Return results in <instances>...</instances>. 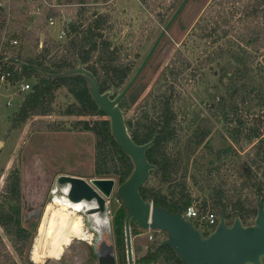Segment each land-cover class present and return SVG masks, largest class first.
Masks as SVG:
<instances>
[{
  "label": "rangeland",
  "instance_id": "rangeland-1",
  "mask_svg": "<svg viewBox=\"0 0 264 264\" xmlns=\"http://www.w3.org/2000/svg\"><path fill=\"white\" fill-rule=\"evenodd\" d=\"M2 1L0 10L8 23V38L21 39L19 45L9 43L3 54L39 60L50 67L56 60L74 56L68 50L74 33L56 39L63 22L77 21L80 29H85L97 16H105L103 38L119 49L117 63L131 67L129 77L115 89L119 92L182 0H86L82 5L69 0L71 4L43 15L32 13V6L24 0ZM259 2L189 0L120 102L132 132L157 122L164 102L170 100L175 136L165 152L173 161L174 171L166 182L151 173L144 186L161 190L170 198L178 197L184 188L192 203L214 210L219 217L223 212L214 199L222 192L228 224L236 217L234 204L240 202L246 209L256 210L255 196L262 198L264 194V155L258 148L264 145V5L259 7ZM51 14L61 18L55 27H48L45 21ZM251 36L259 40L249 43ZM44 48L49 51L44 52ZM6 62L11 67L17 64ZM40 77L34 74L27 79L34 86ZM28 93L21 91L18 82L0 79V205H16L20 226L27 231L25 239H18L14 231L0 224V264H42L34 262L33 253L47 208L50 204L55 210L60 207L52 203L58 195L60 176H79L88 181L102 177L95 172L100 136L92 126L108 116L80 112L79 102L60 86L50 114L30 115L14 126ZM236 118L245 127L258 124L259 136L250 137ZM14 172L20 176L18 201H10L5 195L7 179ZM109 176L116 179V186L106 199V218L84 210L78 213L91 238L74 239L59 259L49 258L43 264H95L89 255L92 238H125V226L117 223L118 219L125 223L126 218L124 203L117 195L120 177ZM254 218L251 213L242 222L249 225ZM134 223L132 220L139 232L132 234L135 244L149 240L151 235L156 239L167 235ZM83 257L87 258L84 262Z\"/></svg>",
  "mask_w": 264,
  "mask_h": 264
},
{
  "label": "trees",
  "instance_id": "trees-1",
  "mask_svg": "<svg viewBox=\"0 0 264 264\" xmlns=\"http://www.w3.org/2000/svg\"><path fill=\"white\" fill-rule=\"evenodd\" d=\"M77 1L79 3L86 2V0ZM262 5H264V0H260L258 6L260 7ZM257 9L253 10V13L257 12ZM106 22L107 19L103 15L97 16V18L85 29H80L81 24L77 21L73 23L70 22L69 35L74 33L75 37H70L68 50H72L74 56L69 59L56 60L53 62V67L46 66L39 60H24L18 57L0 55V61H4L5 64H7V60H10L22 65V74L14 73L12 77L13 82L18 81L22 76L31 78L34 74L41 75L39 81L33 86V89L24 96V101L13 122L14 126L20 122H25L30 115L50 114L53 111L55 92L60 86H65L79 102L80 112L94 115H106L104 112L99 111L97 104L90 94L88 82L84 77L80 75L56 76L46 73L52 72L59 74L67 69L74 68V63L78 62L76 56L78 53V58H80L83 64L98 78L102 91L120 87L128 78L131 67L117 64V50H112V42L109 39L103 38L102 30ZM5 25L6 20L3 18V13L0 10V42ZM255 39L259 40L258 36H251L248 42L250 43V41H254ZM48 51V49L44 48V52ZM95 54H98L96 61L91 63ZM3 68L6 69L7 66L3 65ZM234 94V91L230 93L232 96ZM70 113L73 112L71 111ZM236 119L240 126L245 127L240 118ZM174 120L175 115L171 108L170 100L166 99L160 112V119L157 122H152V125L146 126L143 129L138 128L130 132L133 139L139 144L149 142L155 133H158L155 144L147 152V157L151 163L158 167V169L153 170L151 173L159 174L162 182L169 180L174 171L173 161L170 157L166 156L165 152L166 145L175 136ZM127 125H129V122ZM86 126L89 128L90 124L86 123ZM245 128L249 131L250 137H257L260 134L258 124L246 125ZM92 129L96 130L100 136L96 144L97 160L95 172L102 177L118 175L120 177V182L123 183L131 174L134 166L131 158L121 149L112 136L109 119L97 120L95 125L92 126ZM258 148L264 155V145L260 144ZM20 192L19 173H11L5 185L6 198L10 201H18ZM141 194L144 199L151 200L156 206L165 207L172 213L181 211L185 206L192 203L190 195L184 193V188H181L178 197L173 196L171 198L161 190H155L154 188H148L146 186L141 189ZM261 201L264 204V194L262 195ZM214 204L219 206L224 214L226 213V202H224L222 192H218L215 195ZM123 208L126 213L125 205ZM233 208L236 211V216L242 221L251 213H254V215L256 214V210L246 209L240 202L234 204ZM18 216L19 210L16 205H0V224L14 231L18 239H25L27 231L21 228ZM105 216L106 214L104 217ZM117 223L124 227V222L122 220L118 219ZM107 229L109 230V228Z\"/></svg>",
  "mask_w": 264,
  "mask_h": 264
},
{
  "label": "water",
  "instance_id": "water-1",
  "mask_svg": "<svg viewBox=\"0 0 264 264\" xmlns=\"http://www.w3.org/2000/svg\"><path fill=\"white\" fill-rule=\"evenodd\" d=\"M188 1L180 2L137 72L115 96L114 88L101 91L98 78L80 58L77 67L67 69L56 76L80 75L87 80L90 94L99 111L108 116L112 136L133 162L131 174L117 188V195L128 213L125 221L128 240L131 239V221L134 219L142 228L166 232L167 244L173 247L183 264H264V204L259 196H255L256 214L252 224L244 225L238 216L228 224L225 214L222 213L214 230L203 236L190 221L182 218L180 211L172 213L165 207L156 206L153 201L144 199L141 194V189L151 172L158 169L147 157V152L155 144L158 133H155L147 143H137L130 133L120 102L136 83ZM115 186L114 177H98L88 181L79 176L62 175L57 180L58 195L65 196L75 203L86 200L96 204V208L90 210L88 214L99 211L106 214V199L112 195ZM99 261L100 264H116L113 250L101 255Z\"/></svg>",
  "mask_w": 264,
  "mask_h": 264
},
{
  "label": "flooded vegetation",
  "instance_id": "flooded-vegetation-1",
  "mask_svg": "<svg viewBox=\"0 0 264 264\" xmlns=\"http://www.w3.org/2000/svg\"><path fill=\"white\" fill-rule=\"evenodd\" d=\"M82 4H84V3H82ZM111 49L117 50V55L119 58V49L116 47H112ZM76 56H77V60H78V53L76 54ZM146 56H145V58H146ZM145 58L143 59V61L145 60ZM143 61H142V63H143ZM77 65H78V62L76 63L75 67H77ZM118 65H125V64H118ZM139 67H138V69H139ZM137 70H136V72H137ZM49 73L50 74H48V75H56L55 73H52V72H49ZM116 93L117 92H115L114 96L116 95ZM260 199H261V197H260ZM82 204H83L84 212H87V213L90 212V210L96 208L95 203H89L86 200H83ZM71 209H73V208L71 207ZM75 209H78V208H75ZM78 213H79V211H78ZM92 214H95L98 217H104V213L102 211L92 213ZM125 214L127 217V214H128L127 209H126ZM132 220H134V219H132ZM125 221H126V218H125ZM134 224H136V223H134ZM133 226L134 225H132V221H131V239L130 240H128L126 237V231H125V238H117V239L92 238L89 241V244L91 245V249H90L91 254H89V255L91 257H94L95 262H96L95 264H100L99 257L111 249L113 250L115 258H116V264H183L182 260L176 255L173 247L170 246L169 244H167L168 234L166 235L165 238H161V239L160 238L156 239V238H154L153 235H151L149 240H147L145 242H141L140 244H135L134 239H132V234L133 233L138 234L139 232L136 231L137 227H133ZM140 228H142V227H140ZM156 231L159 232V230H156ZM202 234H203V236L207 235L205 232H202ZM129 248H131V249H129ZM82 260L84 262L87 260V258L83 257Z\"/></svg>",
  "mask_w": 264,
  "mask_h": 264
},
{
  "label": "built area",
  "instance_id": "built-area-1",
  "mask_svg": "<svg viewBox=\"0 0 264 264\" xmlns=\"http://www.w3.org/2000/svg\"><path fill=\"white\" fill-rule=\"evenodd\" d=\"M24 1L26 5L32 6L30 8L32 13L38 15H43L47 12H51L52 10H55L56 8H60L71 4L68 2L69 0H24ZM1 7H4V3L2 0H0V8ZM60 19L61 18L53 14L45 16V21L49 24L48 27L57 26ZM8 33L9 31H8V23H7L1 35L0 55H4L3 51L7 48V45L9 43L12 46H16L19 45L21 42L20 36L8 38ZM69 33H70L69 22L68 23L63 22V24H61L59 27V33L57 34L56 39L58 38L66 39L67 37L69 38ZM41 47L42 48L44 47L43 43H41ZM3 65H6L4 61L3 62L0 61V79L2 81H7L9 83L13 82L12 77L14 73L22 74L23 68L22 65L18 62L13 67L7 66L6 69L3 68ZM16 82L20 84L21 91L23 92H30L33 89V84L25 76H22L21 79H19ZM82 209H83V205H82ZM180 213L182 218H184L187 221H190L194 225V227L199 229L201 232H205V233L207 232L206 234H209L214 230L219 220V215H217V213H215L214 210L201 208L194 203L185 206L180 211Z\"/></svg>",
  "mask_w": 264,
  "mask_h": 264
},
{
  "label": "bare ground",
  "instance_id": "bare-ground-1",
  "mask_svg": "<svg viewBox=\"0 0 264 264\" xmlns=\"http://www.w3.org/2000/svg\"><path fill=\"white\" fill-rule=\"evenodd\" d=\"M52 203L60 207L55 210V206L50 204L46 210L40 237L33 253V260L36 263L43 264L49 258L59 259L74 239L91 238L86 233L83 218L78 216V211L80 214L83 210L82 203L72 202L62 195H56Z\"/></svg>",
  "mask_w": 264,
  "mask_h": 264
}]
</instances>
